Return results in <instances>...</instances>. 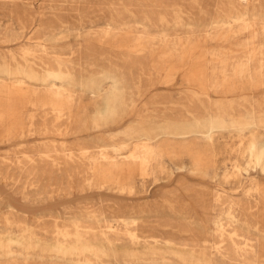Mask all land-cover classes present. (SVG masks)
<instances>
[{
	"label": "rangeland",
	"instance_id": "rangeland-1",
	"mask_svg": "<svg viewBox=\"0 0 264 264\" xmlns=\"http://www.w3.org/2000/svg\"><path fill=\"white\" fill-rule=\"evenodd\" d=\"M0 264H264V0H0Z\"/></svg>",
	"mask_w": 264,
	"mask_h": 264
},
{
	"label": "bare ground",
	"instance_id": "bare-ground-1",
	"mask_svg": "<svg viewBox=\"0 0 264 264\" xmlns=\"http://www.w3.org/2000/svg\"><path fill=\"white\" fill-rule=\"evenodd\" d=\"M243 1H247V0H243ZM76 31V30H75ZM183 32V31H182ZM9 46V45H8ZM19 49V48H18ZM6 59V58H5ZM211 120V119H210ZM218 122V121H217ZM211 123H212V121H211ZM214 124V123H213ZM197 126H198V124H196ZM211 127H213V126H211ZM210 128V127H209ZM55 130V129H54ZM262 153V152H261ZM261 155V154H260ZM261 161V160H260ZM86 169V168H85ZM75 171V170H74ZM19 186V185H18ZM88 191V190H87ZM25 231V230H24ZM44 251V250H43Z\"/></svg>",
	"mask_w": 264,
	"mask_h": 264
}]
</instances>
